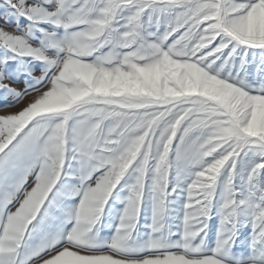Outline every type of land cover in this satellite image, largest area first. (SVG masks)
<instances>
[{
    "label": "rangeland",
    "instance_id": "rangeland-1",
    "mask_svg": "<svg viewBox=\"0 0 264 264\" xmlns=\"http://www.w3.org/2000/svg\"><path fill=\"white\" fill-rule=\"evenodd\" d=\"M0 264H264V0H0Z\"/></svg>",
    "mask_w": 264,
    "mask_h": 264
}]
</instances>
